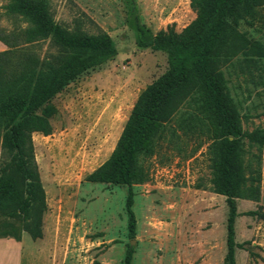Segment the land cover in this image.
<instances>
[{
  "label": "trees",
  "instance_id": "obj_1",
  "mask_svg": "<svg viewBox=\"0 0 264 264\" xmlns=\"http://www.w3.org/2000/svg\"><path fill=\"white\" fill-rule=\"evenodd\" d=\"M196 18L181 32L171 25L153 33L137 24L136 43L167 54L169 68L138 96L117 145L87 180L127 185L129 231L136 233L133 186L148 179L140 160L162 141L182 134L209 141L211 188L229 206L225 264H237L238 198H261L264 120L251 130L242 120L264 119V0H190ZM0 238H43L47 195L33 134L53 133L52 100L72 81L113 59L109 33L68 28L54 19L48 0H8L0 14ZM244 23L246 29L239 26ZM260 33L254 37L249 32ZM48 42L41 56L31 48ZM188 108L179 128L176 114ZM241 110L244 111L243 115ZM246 214L264 220L263 207ZM130 245L124 264H132Z\"/></svg>",
  "mask_w": 264,
  "mask_h": 264
},
{
  "label": "rangeland",
  "instance_id": "obj_2",
  "mask_svg": "<svg viewBox=\"0 0 264 264\" xmlns=\"http://www.w3.org/2000/svg\"><path fill=\"white\" fill-rule=\"evenodd\" d=\"M48 1L57 22L109 33L118 54L52 100L57 113L51 135L33 134L48 210L43 238L30 236L27 242L30 264H124L130 245L132 264H225L229 206L227 197L211 188L209 141L182 134L140 160L149 177L133 186L135 235L126 209L129 187L87 180L115 149L139 94L169 68L165 52L138 47L137 24L153 33L171 25L181 32L197 16L190 0ZM7 3L0 0V14ZM0 24L11 27L4 15ZM239 28L248 27L241 23ZM31 49L43 56L48 42ZM188 110L176 114L174 127ZM263 120L243 119L242 125L251 130ZM237 202L236 240L250 242L237 250V264H264V220L246 214L264 210V149L260 201Z\"/></svg>",
  "mask_w": 264,
  "mask_h": 264
},
{
  "label": "crops",
  "instance_id": "obj_3",
  "mask_svg": "<svg viewBox=\"0 0 264 264\" xmlns=\"http://www.w3.org/2000/svg\"><path fill=\"white\" fill-rule=\"evenodd\" d=\"M8 47L0 41V51ZM30 235L24 233L21 241L13 238H0V264H30V249L27 248V242Z\"/></svg>",
  "mask_w": 264,
  "mask_h": 264
},
{
  "label": "water",
  "instance_id": "obj_4",
  "mask_svg": "<svg viewBox=\"0 0 264 264\" xmlns=\"http://www.w3.org/2000/svg\"><path fill=\"white\" fill-rule=\"evenodd\" d=\"M135 243V240H133V242L131 244H134Z\"/></svg>",
  "mask_w": 264,
  "mask_h": 264
}]
</instances>
